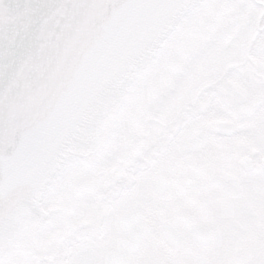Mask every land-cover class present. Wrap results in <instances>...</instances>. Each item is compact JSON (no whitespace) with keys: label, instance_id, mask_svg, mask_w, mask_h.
<instances>
[{"label":"snow or ice","instance_id":"obj_1","mask_svg":"<svg viewBox=\"0 0 264 264\" xmlns=\"http://www.w3.org/2000/svg\"><path fill=\"white\" fill-rule=\"evenodd\" d=\"M0 264H264V0H0Z\"/></svg>","mask_w":264,"mask_h":264},{"label":"water","instance_id":"obj_2","mask_svg":"<svg viewBox=\"0 0 264 264\" xmlns=\"http://www.w3.org/2000/svg\"><path fill=\"white\" fill-rule=\"evenodd\" d=\"M5 3L14 2V0H4Z\"/></svg>","mask_w":264,"mask_h":264}]
</instances>
